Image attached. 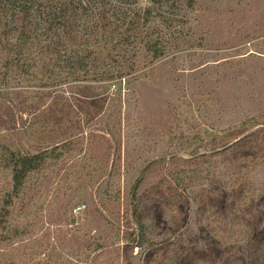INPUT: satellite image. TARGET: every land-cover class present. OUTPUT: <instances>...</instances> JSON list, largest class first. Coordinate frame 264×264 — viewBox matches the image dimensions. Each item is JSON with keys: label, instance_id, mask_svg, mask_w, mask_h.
<instances>
[{"label": "rangeland", "instance_id": "obj_1", "mask_svg": "<svg viewBox=\"0 0 264 264\" xmlns=\"http://www.w3.org/2000/svg\"><path fill=\"white\" fill-rule=\"evenodd\" d=\"M150 4L84 0L73 20L39 25L50 49L76 36L72 49L129 84L29 80L0 55V143L75 148L27 184L22 205L43 209L36 237L68 251L60 264H251L264 244V0H162L133 33L131 13ZM103 25L120 27L117 49L93 43ZM146 35L166 51L154 63ZM134 212L153 241L137 240Z\"/></svg>", "mask_w": 264, "mask_h": 264}, {"label": "trees", "instance_id": "obj_2", "mask_svg": "<svg viewBox=\"0 0 264 264\" xmlns=\"http://www.w3.org/2000/svg\"><path fill=\"white\" fill-rule=\"evenodd\" d=\"M161 1L150 0L152 5L160 4ZM83 2L84 0H0V55L4 54L5 64L19 69L29 80H50L52 76H63L64 80H117L121 85L124 80L129 84L127 72L116 67L106 69L105 63H100L97 57H91V50L84 53L87 48L82 52L84 55L80 54L78 47L72 49L69 44L76 42V36L70 37L69 42H66V51L58 53L50 49L49 44L38 34L39 25L43 27L53 24L59 13L65 14L68 21L73 20ZM152 5L140 7L131 13L130 31L134 33L140 29L145 30L148 24L155 21L157 13ZM104 7L106 8V5ZM119 29L117 26L108 28L103 25L100 27L101 31L94 36L93 43L97 46L112 45L117 49V46L121 45L118 44L121 39L120 35H117ZM86 41H90V38ZM141 42L150 53V63L165 56L161 37L146 35ZM114 86L116 88V83ZM253 123L254 118L228 129L245 128ZM73 150L75 148L67 142L37 152L22 150L10 143H0V174H6L4 179H0V241L4 244L0 249V264H30L35 257L44 253L47 259L37 264H60V259L67 254L68 251L59 249L44 236L36 237L38 227L43 223V209H36V203L29 207H23L22 203L27 196V184L42 168L47 167L49 161L59 162L66 158ZM83 206L79 205L76 211L85 208ZM146 217L141 212H134L138 228L136 237L139 242L154 240V233L149 229L150 219ZM236 220L239 221L238 218ZM38 240H45L50 250H40L43 244ZM250 261L251 264H264V244L256 250L252 249Z\"/></svg>", "mask_w": 264, "mask_h": 264}]
</instances>
